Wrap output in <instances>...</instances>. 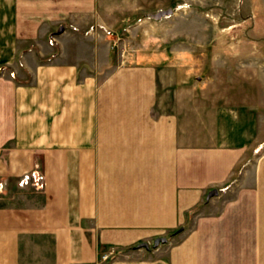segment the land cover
Listing matches in <instances>:
<instances>
[{"label": "crops", "instance_id": "obj_1", "mask_svg": "<svg viewBox=\"0 0 264 264\" xmlns=\"http://www.w3.org/2000/svg\"><path fill=\"white\" fill-rule=\"evenodd\" d=\"M130 6L0 0V264H264V53L186 102L146 69L104 83L70 44L115 39ZM33 168L44 190L17 186Z\"/></svg>", "mask_w": 264, "mask_h": 264}, {"label": "rangeland", "instance_id": "obj_2", "mask_svg": "<svg viewBox=\"0 0 264 264\" xmlns=\"http://www.w3.org/2000/svg\"><path fill=\"white\" fill-rule=\"evenodd\" d=\"M127 1L130 8L135 3L136 10L133 17L115 30V39H85L70 44L80 48L89 59L91 54L97 58L104 83L118 70L138 73L146 69L151 72L154 87L157 85L158 89L160 85H167L168 92L173 94L175 90L183 89L186 102L197 92L202 97L210 82L215 89H223L225 63L229 62L227 58L231 54L247 50L264 53V0ZM167 8L173 10L171 15L158 20L149 17L151 13ZM256 39H261L257 40L258 44L250 43ZM48 43L52 46L55 41L51 44L49 39ZM4 66L0 65V71ZM134 78L142 80L143 76ZM163 90L160 87L156 91L158 96ZM159 101L152 106L153 115L165 112ZM171 110L168 107V114ZM34 169L38 170H31ZM31 170L18 176L17 186L18 179ZM39 172L44 178L42 188L36 189L29 182L19 187L44 190L46 176Z\"/></svg>", "mask_w": 264, "mask_h": 264}, {"label": "built area", "instance_id": "obj_3", "mask_svg": "<svg viewBox=\"0 0 264 264\" xmlns=\"http://www.w3.org/2000/svg\"><path fill=\"white\" fill-rule=\"evenodd\" d=\"M54 41H55L54 39H52V38L50 39V43L51 44ZM28 182L30 184L34 185V187L36 189L42 188L43 187V184H44L43 174H40V172L38 170L34 169V170H31L30 172H26L25 174H23L18 179L19 186L27 185ZM101 257L104 259V258H106V255H102Z\"/></svg>", "mask_w": 264, "mask_h": 264}, {"label": "water", "instance_id": "obj_4", "mask_svg": "<svg viewBox=\"0 0 264 264\" xmlns=\"http://www.w3.org/2000/svg\"><path fill=\"white\" fill-rule=\"evenodd\" d=\"M172 13H173V10L171 8L160 9V10L156 11L155 13L149 14V17H151L152 19L158 20L164 16L171 15ZM59 30L61 31V28ZM216 194H217V190L211 189L207 195V198H210L211 196L216 195ZM165 241H166L165 237H156L153 240V245L157 246L160 242H165Z\"/></svg>", "mask_w": 264, "mask_h": 264}]
</instances>
